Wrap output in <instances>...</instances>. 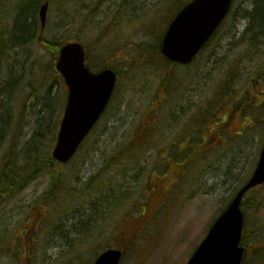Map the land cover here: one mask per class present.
<instances>
[{"label": "rangeland", "instance_id": "obj_1", "mask_svg": "<svg viewBox=\"0 0 264 264\" xmlns=\"http://www.w3.org/2000/svg\"><path fill=\"white\" fill-rule=\"evenodd\" d=\"M26 1L0 0L8 42L0 57V173L31 158L35 166L53 160L68 96L55 67L58 45L82 41L92 68L111 66L119 77L110 107L76 156L63 165L44 163L25 189L0 202V264H92L109 246L124 248L121 264H186L255 170L264 145V5L258 6L264 0H235L215 36L185 66L167 62L159 46L173 10L188 0H48L44 26L45 0L37 13L36 3ZM166 74L172 78L167 90L160 87ZM221 95L258 107L234 113L225 132L207 127L211 150L204 161L192 156L180 167L182 155L170 144L197 133L198 120L212 121L213 110L203 107L217 97L215 106H223ZM160 106L167 115L157 124ZM152 120L159 129L149 128ZM140 125L152 133L129 158L123 148L137 139ZM191 146L202 150L200 143ZM116 152L118 161L108 164ZM56 176L63 187L54 197ZM117 193L121 204L112 197ZM243 209V264H264V186L247 194ZM25 231L35 234L25 237Z\"/></svg>", "mask_w": 264, "mask_h": 264}, {"label": "water", "instance_id": "obj_2", "mask_svg": "<svg viewBox=\"0 0 264 264\" xmlns=\"http://www.w3.org/2000/svg\"><path fill=\"white\" fill-rule=\"evenodd\" d=\"M233 0H191L175 16L161 43L162 53L172 62L188 64L203 49L228 14ZM48 2L40 9L46 23ZM68 86V100L52 157L68 162L98 122L114 92L117 73L112 68L93 72L86 65L83 43L64 44L56 63ZM264 183V146L257 166L229 206L215 220L207 236L187 264H241L245 247L240 244L244 227L241 202L246 192ZM123 251L109 248L94 264H120Z\"/></svg>", "mask_w": 264, "mask_h": 264}, {"label": "trees", "instance_id": "obj_3", "mask_svg": "<svg viewBox=\"0 0 264 264\" xmlns=\"http://www.w3.org/2000/svg\"><path fill=\"white\" fill-rule=\"evenodd\" d=\"M32 2V4L36 3L35 4V12L34 13H37L36 12V7L38 6L39 4V0H29V2ZM262 0H260L259 2H261ZM22 2V5H27V1L26 0H21ZM182 4L180 5L183 6L185 1H182L181 2ZM264 5V2L263 4H259L258 6H263ZM20 6V5H19ZM263 8V7H262ZM259 9V11H261V9ZM24 10H26V7L25 9H23V7L21 8L20 7V14H23ZM175 10H173V14H171V16L173 17L174 14H175ZM258 11V12H259ZM19 14V16H20ZM36 16V14H34ZM18 16V18H19ZM172 17H170L172 19ZM259 20H261V17H259ZM86 21V19L84 20ZM2 22V17L0 16V23ZM20 29V27L18 28ZM4 30H3V27L2 25H0V57L1 56H4L5 53L7 52V49H8V42L5 38V35H4ZM73 40V39H71ZM76 40V39H75ZM69 40H66L65 42H67ZM62 45V44H61ZM61 45H58L57 49L61 47ZM113 47V46H112ZM114 48V47H113ZM58 49V50H59ZM157 50V49H156ZM158 52V50H157ZM167 61V60H166ZM168 62V61H167ZM175 64H173L174 66ZM172 80L171 78V75H165L164 77V80L163 82L160 84V87L161 85L163 84L164 86L163 87H166V90L169 86V81ZM177 80L178 82H180L178 79H175ZM224 100H225V104L223 106H221V104H218V107L215 106V103L217 102V99H219L218 97L215 98L214 100H211L212 102L210 103L212 106L210 107V104H207V107H203V110L205 111V108L207 109H212L213 110V115H214V118L212 121H207V120H198V122H200V126H199V129H198V132L197 133H190V132H186L184 133L183 135H185L187 139L185 138H178V140H176L174 142V144H170V146H173L174 149L177 150L178 154H181V158H182V162L181 164L179 165L180 167L184 166V164H189L191 161V157L192 156H195L197 157V155H201V157L203 158V161H204V158L207 156V151L211 150L209 149V146L211 144H208V142H210L211 140V137H209L208 139L205 137L204 135V132L206 131V128L209 127L210 125L211 126H215L213 128V133H216V131L218 130V133H222V132H225L226 129H225V126L227 124L230 123L231 119H233V115L235 113H237V111H241L243 113H248L251 111V108L253 107H256L257 105L256 104H249V103H244L243 104V101H245L244 98H237V97H232V100H230L228 102V99L225 98V96L221 95ZM153 99V98H152ZM151 99V100H152ZM151 100H150V104L151 105ZM213 103V104H212ZM230 103V104H229ZM217 104V103H216ZM152 107V105H151ZM162 106H160V108H158V111L161 109ZM220 107V108H219ZM258 107V106H257ZM263 107V110H264V103L262 105ZM152 111H155L157 108H156V105L155 107L151 108ZM167 110L165 111H159V120L157 121V124L160 123V118H161V115L164 113L166 114ZM204 113V112H203ZM202 113V114H203ZM201 114V115H202ZM167 115V114H166ZM200 115V116H201ZM170 116V115H169ZM196 116V115H195ZM219 116V117H218ZM262 116V115H261ZM264 116V115H263ZM257 117V116H256ZM255 117V118H256ZM162 121H163V118H162ZM152 124H154V126H152ZM202 125H203V128H202ZM152 126V127H151ZM158 128L159 125H156V123H153V120L151 122V125L149 126V128H152L151 130H153L154 128ZM149 128H145L143 125H140L139 126V130L137 131V139H135V141L132 142V144H130V146L126 147V148H123L125 151L123 154L126 153V151L128 152V157L131 158V156L133 155H136L137 153L134 151L137 150V147H144L143 144L144 142L146 141V139H148L147 136L146 138H142L144 136V134L148 131ZM159 129V128H158ZM150 131H148L147 133L149 134ZM199 132L201 133V135L199 134ZM152 133V132H151ZM141 137V138H140ZM202 137H204V140H202ZM182 140H185V142L182 144ZM192 143H200V147H196L198 149H202V150H199V151H195L194 147H192ZM122 151V152H123ZM201 151V152H200ZM177 154V155H178ZM121 155V152H116L112 158H110L108 160V164H110V162L112 160H116L114 161L113 163L117 162L118 160L116 159L117 156ZM50 160V161H49ZM131 160V159H130ZM197 159L195 158L194 161H196ZM36 161L34 158H31V159H27L20 167H11V168H7V169H4L6 168V166L8 164H6V166L3 168L4 171H1L0 173V202L1 203H5L7 202L9 198H12L14 197L15 195L19 194L23 189L26 188L27 185H29L31 183V181H33L37 175L47 166L45 164H49V163H52L53 160H51V158L48 157V163H45L46 158L44 157L41 161H43L40 165H36L37 162H34ZM199 161H201V159H199ZM198 161V162H199ZM206 162V161H205ZM45 163V164H44ZM112 163V164H113ZM52 167H54V169H57V173L59 172V168L56 167V165H52ZM246 179H243L242 182H244ZM52 184H54V189H53V192H55L54 194V197H56L57 195V192L58 191H61L60 188L63 187V183H62V180L59 176H56L53 180H52ZM58 184V185H57ZM57 185V187H55ZM259 186H264V184L262 185H259ZM257 186V187H259ZM255 187V188H257ZM254 188V189H255ZM236 191V190H235ZM8 197V198H7ZM114 197V201L117 199V202L116 203H119L121 204L123 200V196L120 195L117 193L115 194V196H112ZM111 198V197H110ZM127 199V198H126ZM125 199V200H126ZM0 203V204H1ZM244 205H245V200L243 201ZM116 205V204H115ZM260 206V205H258ZM245 212V211H244ZM30 229V228H29ZM28 229V230H29ZM32 234L34 235L35 233L32 231H25V234L24 236L25 237H31ZM2 235H1V230H0V239H1ZM17 237L21 238L20 235H17ZM8 242V240H7ZM6 242V243H7ZM23 243V242H22ZM1 244V247L0 249H3L4 247V243H0ZM25 248V247H24ZM34 248V247H33ZM33 248L29 249L28 250V261H31V253L33 251ZM76 248L75 246L72 247V249ZM74 251H76V249H74ZM103 251V249L101 250V252Z\"/></svg>", "mask_w": 264, "mask_h": 264}, {"label": "flooded vegetation", "instance_id": "obj_4", "mask_svg": "<svg viewBox=\"0 0 264 264\" xmlns=\"http://www.w3.org/2000/svg\"><path fill=\"white\" fill-rule=\"evenodd\" d=\"M220 29V28H219ZM248 30H249V28H248ZM247 252H248V247H246V252H245V255L247 254Z\"/></svg>", "mask_w": 264, "mask_h": 264}]
</instances>
